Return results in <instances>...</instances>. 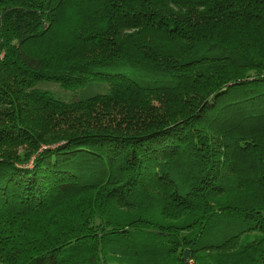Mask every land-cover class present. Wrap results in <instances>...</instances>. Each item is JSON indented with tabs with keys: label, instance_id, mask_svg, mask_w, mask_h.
<instances>
[{
	"label": "trees",
	"instance_id": "1",
	"mask_svg": "<svg viewBox=\"0 0 264 264\" xmlns=\"http://www.w3.org/2000/svg\"><path fill=\"white\" fill-rule=\"evenodd\" d=\"M0 264H264V0H0Z\"/></svg>",
	"mask_w": 264,
	"mask_h": 264
},
{
	"label": "rangeland",
	"instance_id": "2",
	"mask_svg": "<svg viewBox=\"0 0 264 264\" xmlns=\"http://www.w3.org/2000/svg\"><path fill=\"white\" fill-rule=\"evenodd\" d=\"M37 87L42 89H47L52 92L57 97H60L65 100H71L75 97H86L98 91H105L106 85H88L83 89L77 91H70L63 87H61L58 83L51 82V81H39L37 83Z\"/></svg>",
	"mask_w": 264,
	"mask_h": 264
},
{
	"label": "water",
	"instance_id": "3",
	"mask_svg": "<svg viewBox=\"0 0 264 264\" xmlns=\"http://www.w3.org/2000/svg\"><path fill=\"white\" fill-rule=\"evenodd\" d=\"M188 257V251L186 250L185 251V258H187Z\"/></svg>",
	"mask_w": 264,
	"mask_h": 264
}]
</instances>
